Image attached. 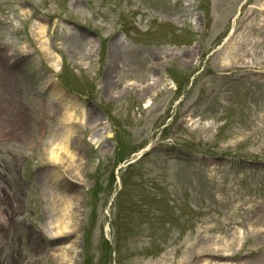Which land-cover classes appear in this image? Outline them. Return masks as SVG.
Masks as SVG:
<instances>
[{
  "label": "rangeland",
  "instance_id": "374dc122",
  "mask_svg": "<svg viewBox=\"0 0 264 264\" xmlns=\"http://www.w3.org/2000/svg\"><path fill=\"white\" fill-rule=\"evenodd\" d=\"M1 57L0 264H264V0H0Z\"/></svg>",
  "mask_w": 264,
  "mask_h": 264
},
{
  "label": "bare ground",
  "instance_id": "6f19581e",
  "mask_svg": "<svg viewBox=\"0 0 264 264\" xmlns=\"http://www.w3.org/2000/svg\"><path fill=\"white\" fill-rule=\"evenodd\" d=\"M39 31L40 32L38 34H41L43 36V34L45 33L44 26L40 25ZM2 58L3 57L0 58V60H1L0 61V65L2 63H4V58L3 59ZM51 63L53 64V67H54L55 71L60 70V67H61V65H60V59L57 56L56 57L53 56V61ZM0 70H1V68H0ZM0 73H3V72L1 71ZM63 111L64 112H62V114H61V116H62V120L61 121H63V123H65V121L68 122L69 120L73 119L72 117H74V116H75V119H76V117H79V116H81L83 118L85 117V114L82 111H80V109H77L76 105H74V104H70L69 106L65 107V109H63ZM74 135H75V131H73L70 128H64L63 131L60 134H58L55 137L54 141H53V143L57 147H60L59 149H63V150L65 149L66 150V153H67L68 157L71 160L76 155L79 156L78 153L75 154L74 152H72L71 147L68 146L69 145L68 142L72 141L73 138H75ZM48 158H50L53 161H57L60 164V166H59L60 169L58 168L60 170V172H62V171L64 173H67L68 172V169H67L68 166H65L63 164V162L60 159L61 158L60 156L55 155V154H52L51 156H48ZM13 161H15V160L13 159L10 162L12 163ZM56 171H58V170L57 169L56 170L53 169V171H49L48 172L49 175H47V176H49L50 178L48 179V182L47 183H50L51 184L53 182V179H55V182H53V185L55 183H58V185H59V183L62 180V178L59 179V176H60L59 175V172H56ZM62 177H64V179L62 181H65L66 179H68L67 176L64 175V174H62ZM74 178H75V176H73V179ZM68 180H66V185L68 183L67 182ZM2 193H3V190L0 188V194H1V196H2ZM50 197H52V195ZM56 200L57 199H53L54 202H56ZM79 200H80V196L77 195V194H74V195H72L70 197H59L58 200H57L58 203L57 202L54 203L52 201V207L59 206V207H55V209H59V210L57 212L56 218L50 220V225H53V228L56 227L57 229H58V227H60V230L58 229L57 231H54L56 233H51V230L48 229V228H46V230L45 229L40 230L39 233H42V235L43 234H45V235L46 234H49L51 237L52 236L53 237H56V236H60L61 237L64 234H66V233L63 232V229H61V226L67 227L68 226V223H70V222H73V223H70L71 225L74 224L75 219H76V217L78 215V208H79V204L78 203H79ZM11 202H12V200H10L8 203H11ZM5 203H6V200H5ZM4 224H6V223H4ZM255 225L257 227H261V230H264V216L259 217L257 219ZM239 232L240 231H237L235 233L236 236L232 237L231 240L226 241L222 245L223 247L216 249L215 250L216 252H214V253L217 254V255L218 254H221V256H223V257L230 255V253L233 252L231 250V247H230V246H232L231 245V242H234L235 240L237 241L238 239H240ZM28 240H29L28 243H32L33 244V246H32V249L33 250L39 248V245L36 242H34V240L37 241V239H35V237H33L32 234L30 235V238H28ZM59 251L63 254V258L64 259H62V263L63 264H70L71 259L74 257V255L76 253L75 244L74 243L71 244L67 249L61 248V249H59ZM217 262L214 263V264H219L220 263L219 261H217ZM206 264H211V262L210 263H206ZM226 264H229V263H226Z\"/></svg>",
  "mask_w": 264,
  "mask_h": 264
}]
</instances>
